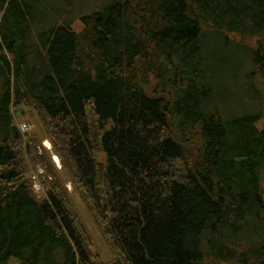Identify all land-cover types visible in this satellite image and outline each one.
Segmentation results:
<instances>
[{
  "label": "trees",
  "instance_id": "16d2710c",
  "mask_svg": "<svg viewBox=\"0 0 264 264\" xmlns=\"http://www.w3.org/2000/svg\"><path fill=\"white\" fill-rule=\"evenodd\" d=\"M84 1L0 0V264H264V0Z\"/></svg>",
  "mask_w": 264,
  "mask_h": 264
},
{
  "label": "rangeland",
  "instance_id": "374dc122",
  "mask_svg": "<svg viewBox=\"0 0 264 264\" xmlns=\"http://www.w3.org/2000/svg\"><path fill=\"white\" fill-rule=\"evenodd\" d=\"M92 1L93 4L96 3L95 0H88L85 2ZM76 4V3H74ZM81 7V6H80ZM82 7L80 8L81 11ZM15 111V110H14ZM16 115L15 117L16 122L15 124H26L28 126V130L25 132H21L22 135H31V136H37L40 140L41 149L39 150L40 153H42L43 150H49L51 153H53L52 150V143L47 138L46 133L43 130V127L41 125L39 116H37L36 112L32 109L25 108L23 110L17 109L15 111ZM27 132V133H26ZM50 142L51 148H47L45 146V142ZM46 148V149H45ZM53 156V155H52ZM59 169H60V161L58 162ZM29 174L32 176L33 185L35 193L39 198H44L45 193L44 189L42 187V177L41 175L44 174V170L41 166H29ZM60 176L63 178V180L66 182V188L69 192V197L71 200V204L73 207L74 212L78 216L81 224L88 232V236L90 238V246L92 254L94 255V259L96 262L100 263H108L109 261H112L114 259V252L111 250L107 242L105 241L104 237L101 234V231L98 229L94 217L90 210L88 209L85 200L82 198V196L75 190L73 184L70 182V179L67 177L64 171H60ZM51 180V179H50ZM9 264H19L17 259H10Z\"/></svg>",
  "mask_w": 264,
  "mask_h": 264
},
{
  "label": "built area",
  "instance_id": "2783aa9c",
  "mask_svg": "<svg viewBox=\"0 0 264 264\" xmlns=\"http://www.w3.org/2000/svg\"><path fill=\"white\" fill-rule=\"evenodd\" d=\"M19 130L25 132L28 130V126L26 124H19Z\"/></svg>",
  "mask_w": 264,
  "mask_h": 264
},
{
  "label": "water",
  "instance_id": "95a60500",
  "mask_svg": "<svg viewBox=\"0 0 264 264\" xmlns=\"http://www.w3.org/2000/svg\"><path fill=\"white\" fill-rule=\"evenodd\" d=\"M18 109H19V110H23V107L20 106ZM13 130L15 131V133H18V128H17L16 125L13 126Z\"/></svg>",
  "mask_w": 264,
  "mask_h": 264
},
{
  "label": "bare ground",
  "instance_id": "6f19581e",
  "mask_svg": "<svg viewBox=\"0 0 264 264\" xmlns=\"http://www.w3.org/2000/svg\"><path fill=\"white\" fill-rule=\"evenodd\" d=\"M45 146H46L47 148H51V144H50L49 142H45Z\"/></svg>",
  "mask_w": 264,
  "mask_h": 264
}]
</instances>
